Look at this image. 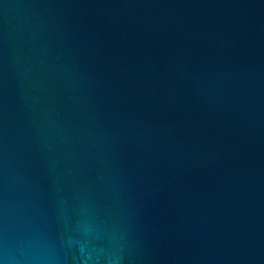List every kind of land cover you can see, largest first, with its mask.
<instances>
[{"label":"water","instance_id":"95a60500","mask_svg":"<svg viewBox=\"0 0 264 264\" xmlns=\"http://www.w3.org/2000/svg\"><path fill=\"white\" fill-rule=\"evenodd\" d=\"M0 264H264V0H0Z\"/></svg>","mask_w":264,"mask_h":264}]
</instances>
